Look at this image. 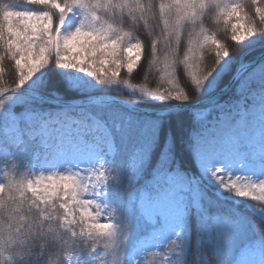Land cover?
<instances>
[{
  "label": "snow or ice",
  "instance_id": "6c2138e0",
  "mask_svg": "<svg viewBox=\"0 0 264 264\" xmlns=\"http://www.w3.org/2000/svg\"><path fill=\"white\" fill-rule=\"evenodd\" d=\"M251 4L256 5L257 0H251ZM213 7L220 9L226 24L233 18L237 21L231 24L230 37L237 48L235 52H230L228 46L214 36L206 35L200 27L207 18L206 11L211 12ZM243 10L241 3L221 5L218 0H25L23 8L14 3H0V61L10 58L16 75L14 86H0V141L8 149V157L15 159L18 153L34 152L35 159L39 160L50 152L62 151L66 143L88 145V155L96 150L119 154L126 133L122 131L121 118L106 106L96 102L88 107L66 106L49 113L43 107L49 101L45 94L46 81H40L31 92L19 93L18 90L50 64L77 69L106 85L117 83L121 68L133 73L142 59L144 45L130 32H122L120 25L137 32L151 27L149 35L155 38L150 39L149 68L161 62L157 55L161 46L166 74L175 78L177 68L183 67L188 91L178 85L172 90L141 88L148 96L189 101L190 93L199 97L205 89L210 94L223 91L229 80H236L239 88L242 81L250 78L253 88L258 86L264 90V55L259 61L245 60L250 53L242 49L243 42L264 34V7H255L259 28L254 17L247 13L241 15ZM70 16L79 19L74 26L65 28ZM241 20L245 23H240ZM189 27H200V31L189 34L185 44L183 30ZM206 46H215V66L200 70L198 62ZM122 53L127 54L126 60ZM167 82L173 83L172 80ZM249 90L247 86L244 89ZM261 113L264 114V109ZM230 117L231 110L217 99L215 105L197 113L195 119L201 125L215 119L217 131L212 139H219L226 147L234 146L233 129L238 123ZM54 133H59L55 147L52 145ZM155 135L154 129L144 136L129 158L140 156L141 163L146 164ZM192 137L191 147L197 158L202 162L210 159L203 150L208 138L202 127L195 129ZM133 171L126 175L125 184L126 188H134V194L125 203L137 204L149 217V222L158 227L180 225L192 211V207L182 202L184 194L189 188L199 186L198 179L179 171L171 151L162 153L153 169L152 180L160 186V191L152 193L145 189L138 193ZM207 171L223 189L253 201L260 219H264V178L239 184L232 181V173L222 167H208ZM113 174L101 160L94 167H69L55 174H41L35 180L6 176L5 182H0V264H89L88 254L96 251H99L98 264H109V257L112 264H125L130 223L120 225L110 218L102 219L99 208L93 211L97 201L94 197ZM226 174H229L227 181ZM194 207L200 222L193 242L202 257L198 264H205L209 250L215 264H234L233 244L243 230L257 233L264 243V223L241 219L233 210L211 212L199 198ZM109 210L117 213L116 208ZM122 228L128 235L115 254L106 247L95 246L100 240H115ZM84 241H90L91 246L85 249ZM183 243L173 238L164 250H156L161 264H165L169 254H179ZM143 262L144 259L133 260V264ZM175 264H186V261L177 255Z\"/></svg>",
  "mask_w": 264,
  "mask_h": 264
},
{
  "label": "trees",
  "instance_id": "16d2710c",
  "mask_svg": "<svg viewBox=\"0 0 264 264\" xmlns=\"http://www.w3.org/2000/svg\"><path fill=\"white\" fill-rule=\"evenodd\" d=\"M218 2L221 5L231 3L243 4L244 10L241 15L243 16L244 13H247L248 16L254 17L257 22V27H261L258 22L259 18L255 17V7H264V0H257L256 5H252L251 0H218ZM0 3L23 5L25 0H0ZM206 16L207 18L200 26L203 27L205 34L214 36L221 43L226 44L230 52H235L237 48L230 42V37L232 35L231 24L237 21L233 18L226 24L220 13V9L216 7H213L211 12L206 11ZM240 23L243 24L245 21L241 20ZM120 27L122 28V32H130L131 36L140 39L144 48L142 50V59L138 62L137 66L134 67L133 73L130 74L127 72L126 68H121V71L116 78L117 83H113L111 85L100 83L99 86L96 87L95 85L90 89L80 88L71 82L69 78V74L72 72L71 70L50 64L47 68L42 69L38 75L33 77L25 86L35 89L40 81H46L45 94L62 100H75L88 94L105 92L121 96L132 102L133 100H139V102L149 104L152 107L166 106L180 102L179 100L173 99L162 100L150 98L144 95L141 91L139 93L137 90L138 88L139 90L141 88H146L148 90H172V88L177 85L181 89L188 91L187 84L183 76L184 70L182 65L178 67L175 78H173L170 74L165 73L162 62V46L158 49L157 53L158 57L161 58V62L149 68V60L151 59L148 54L150 49V39L155 38L149 35L151 27L143 29L139 32L132 30L127 25H120ZM200 27H197L196 29L189 27L183 30L184 34L182 39L185 44L189 38V34L193 32L199 33ZM158 31L159 30L157 29V32ZM192 38L195 39L196 37L193 36ZM200 39H203V37L201 36ZM131 42L135 41L132 40ZM242 49L243 51L250 53V55L245 56V59H251L256 56V54L264 49V34H258L257 36L251 37L243 42ZM182 51L183 49H181V52ZM214 52L215 46H206L205 50L201 54L202 58L198 62V68L200 70H210L215 66ZM0 69H3V71L0 72V86H14V80L16 79V75L12 71L14 69V62H10V58H6L5 60L0 61ZM225 79L227 80L228 78L226 77ZM169 80H172L173 83L169 84L167 82ZM236 84L237 81L234 82L231 89L219 100H225V104L235 102L240 95ZM208 93V91L203 92L199 97L190 93V100L200 98ZM215 103L216 102L204 107L215 105ZM93 104L94 103H89L83 107H88ZM100 104L106 106L107 109H109L114 115L121 118L123 126L122 131L126 133L124 139L121 141L119 154L113 153L112 155L110 168L113 170L115 175L113 174L114 177L111 179L110 196L113 205H115V208L117 209V213L112 212L114 216L113 222H117L120 225L130 223V226L128 229L129 235L126 229L122 228L115 240H100L95 246L100 247L101 249L106 247L110 252L115 254L116 251L123 246L128 235L125 245L126 255L134 239L147 234L150 227L149 222L141 218V214L137 211L135 206H133L130 219H128L125 213L128 204L125 203V200H129L134 194V188H126L125 184L126 175L130 171L128 166L130 153L133 151L135 145L144 136L151 134L154 129L156 130V135L151 146V153L147 163H141L137 171L133 174L136 178L137 191H139L148 182V180L153 177V169L155 168L157 161L160 159L161 154L168 151L173 153L178 169H182L194 175H199L200 173L195 163L191 145L192 133L195 129L201 127V124L195 119L196 107L186 108L177 113L169 114L163 117H152L146 114L131 112L125 106L117 102H106ZM52 106L56 105L47 102L43 107L45 110ZM127 114H130V119L128 121L125 120V116ZM0 143H3V141H0ZM13 151H15V149H13ZM32 154L33 152H29L27 155L18 153L15 159L2 158L0 160V169L1 166L4 167V171L0 173L2 181L5 182L6 176L8 178L14 177L16 180L23 179L27 181L31 163L33 161ZM197 188L199 192V199L205 207L209 208V211L216 212L233 210L241 219L256 221L257 224H259V222L264 223L262 219L252 213L242 203L234 201L228 197L220 196L216 193L211 184L201 181ZM201 193H204L205 195L201 196ZM58 214L62 215V213ZM199 230V213L195 207L192 206V211L185 215L184 228L182 229L181 234V239L184 243L183 246H180L181 251L179 253L180 258L184 259L186 264H198V262L202 259V257L198 254L197 248L193 247V242L196 240V234ZM252 242H258V244L264 249V243L260 241L257 233H254L251 230H243L239 232L233 244V260L236 259L239 250L243 246ZM84 244L85 249L91 246L90 241H84ZM124 260L125 264H127L126 257H124ZM175 260L171 264H175ZM205 264H215L212 258L211 250L208 252Z\"/></svg>",
  "mask_w": 264,
  "mask_h": 264
},
{
  "label": "rangeland",
  "instance_id": "374dc122",
  "mask_svg": "<svg viewBox=\"0 0 264 264\" xmlns=\"http://www.w3.org/2000/svg\"><path fill=\"white\" fill-rule=\"evenodd\" d=\"M21 8L25 6L19 5ZM34 8H42L38 5H33ZM79 17L70 16L65 22V28H69L75 25ZM236 23V22H235ZM242 31V29H241ZM134 43V42H133ZM122 58L126 60L127 54L122 53ZM261 59V58H260ZM259 59V60H260ZM245 60H249L248 58ZM71 70L69 78L71 82L80 88L90 89L96 85L99 86L100 82L90 76L89 74L79 71L77 69L65 68ZM37 72L33 77L37 76ZM251 79V78H250ZM250 79L248 81H242L240 83L239 91L240 95L235 102H229L225 104V100H222V106L231 110V120L238 121L236 127L233 129L235 135V143L233 145H227L226 147L219 141V139H212V134L217 130L215 128L216 121L212 119L210 122L203 123L201 125L203 134L207 137V142L203 145V150L211 157L207 161L202 162L197 158L193 151L195 163L199 169V175H194L188 173L184 170L179 169L180 172L184 173L187 177L197 178L199 183L205 181L211 184L213 189L222 197H228L234 201L242 203L247 207L252 213L257 215L259 218L261 214L253 207L254 202L248 200L247 198L240 197L234 193L223 189L207 171L208 167H222L226 172H231V180L239 184L253 183L261 178H264V114L261 113L264 109V90L260 87L253 88ZM29 83V82H28ZM27 83V84H28ZM259 83V82H258ZM257 83V84H258ZM250 90L245 92V87ZM140 93L139 88L137 89ZM148 90V89H147ZM149 91H156L155 89H149ZM205 89L204 92H206ZM144 95L148 96L146 92H142ZM155 99H160L159 97H151ZM172 100V98H169ZM176 100V99H173ZM135 104L143 105L144 107L152 108L149 104L141 103L139 100H133ZM66 106L57 105L45 109L46 112L56 113ZM161 107V106H160ZM156 108V107H153ZM207 107H199L195 110V114L203 113ZM130 119V114L125 116V120ZM201 124V123H200ZM59 133H54L52 137V145L55 147L56 139ZM193 139V137H192ZM8 149H6L2 143H0V160L2 158H10L7 155ZM88 145L78 144L74 145L71 143H66L63 145V150L60 152H50L45 154L39 160L35 159V154L33 152L29 175L27 180H35V178L41 174L47 176L57 173L59 170H66L71 167L77 169L80 167H94L101 160L110 168V163L113 153H102L99 150L93 152L92 155H88ZM141 164V157L137 156L136 159H130L128 162L129 170H134V174ZM34 166V167H33ZM2 171L4 167L1 166ZM0 171V173L2 172ZM112 177L109 176V179ZM87 180V177H85ZM224 179L229 180V174L224 176ZM0 182L2 178L0 176ZM111 180L107 185L102 187L99 191V195L94 198L97 200L93 204V211L97 208L100 210V217L103 219L105 217L113 220V211L109 209L115 208L113 205L110 190H111ZM145 189L152 193L160 191V186L154 184L152 178L138 191L143 192ZM132 197V196H131ZM130 197V199H131ZM198 188H189L185 194L183 203L189 207H194V202L198 199ZM129 199V200H130ZM107 205V207H106ZM133 206L137 208V211L141 214V218L149 222V217H147L144 211L134 203L129 202L126 207V215L130 219ZM259 206V205H257ZM106 207V208H105ZM109 210V211H108ZM79 208L76 209L77 215L79 214ZM264 221V219H262ZM185 217L180 225L171 224L167 228H161L149 222V230L147 234L141 235L134 239L129 250L127 251L125 257L127 259V264H133V260L143 261V264H161L159 260V253L156 250H164L168 242L176 238L181 239L182 229L184 227ZM77 233H79L80 228L77 226ZM183 246V244H181ZM104 249V248H103ZM109 251V249L107 248ZM110 252V251H109ZM177 253H171L167 257L165 264H171L177 258ZM99 257V251L93 252L87 256L89 264H98L97 258ZM109 264H112V258L109 257ZM234 264H264V249L258 242H252L245 245L237 254Z\"/></svg>",
  "mask_w": 264,
  "mask_h": 264
},
{
  "label": "water",
  "instance_id": "95a60500",
  "mask_svg": "<svg viewBox=\"0 0 264 264\" xmlns=\"http://www.w3.org/2000/svg\"><path fill=\"white\" fill-rule=\"evenodd\" d=\"M264 55V49L261 50L256 56H254L251 60H256L259 61L261 56ZM235 80H229L228 81V87L224 88L223 91L217 90L215 93H208L200 98L197 99H192L189 101H181L176 104H171V105H166V106H161V107H156V108H148V107H142V106H137L131 101L121 97L117 96L115 94L111 93H105V92H100V93H93V94H88L84 97H81L79 99L75 100H62L58 99L53 96H49V101L48 103L51 104H56V105H84V104H89V103H104V102H117L122 105H124L129 111L134 112V113H141V114H146L152 117H163L169 114L177 113L181 110H184L186 108L190 107H198L202 105H206L209 103L214 102L216 99L222 97L224 94H226L230 88L232 87L233 83ZM34 89L29 88L24 86L22 89H19L18 92H31ZM47 95V94H46Z\"/></svg>",
  "mask_w": 264,
  "mask_h": 264
}]
</instances>
